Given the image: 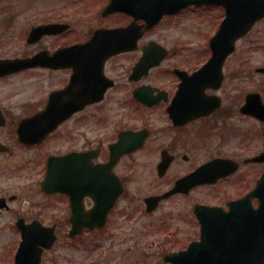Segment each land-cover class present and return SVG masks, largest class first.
<instances>
[{
  "label": "flooded vegetation",
  "instance_id": "obj_1",
  "mask_svg": "<svg viewBox=\"0 0 264 264\" xmlns=\"http://www.w3.org/2000/svg\"><path fill=\"white\" fill-rule=\"evenodd\" d=\"M13 1L0 0V176L9 177L0 184V216L10 213L17 248L23 230L54 234V244L41 254L42 264L57 246L98 232L85 229L69 238L71 196L88 213L99 205V198L100 206H107L119 185L120 193L106 215L107 226L125 198L128 182L157 187L138 208L149 219L147 232H163L166 236L160 242L180 246L172 251L200 239L202 225L195 216L199 206L229 211L233 202L242 201L237 205L241 212H264V184L258 183L264 160L253 161L264 152V131L257 133L260 140L250 155L225 152L228 139L239 132L238 125L227 123L228 117L237 115L264 129V111L255 115L244 108L247 94L258 91L227 98L224 72L218 86L185 87L184 81L212 55L210 37L198 46L187 22L202 21V13L212 9L219 11L221 21L222 6L188 4L148 27L149 19L172 0H16L18 12ZM29 10V25L19 31L17 19ZM262 23L264 17L237 42ZM117 29L122 31L119 39L129 41L132 48L107 57L102 66L91 51L61 52L91 40H114L116 35L105 39L96 34ZM25 59H32L30 66L5 65ZM89 96L93 101L84 99ZM204 166L191 184L187 178ZM51 169L61 177L65 192L42 189ZM149 197L161 199L148 206ZM177 198L189 203L191 233L164 232L173 221L171 213L153 220L164 204ZM56 201L60 209L53 213ZM126 206L130 208L129 203ZM202 220L206 229H212L222 217L204 215ZM249 220L228 221L238 228Z\"/></svg>",
  "mask_w": 264,
  "mask_h": 264
},
{
  "label": "rangeland",
  "instance_id": "obj_2",
  "mask_svg": "<svg viewBox=\"0 0 264 264\" xmlns=\"http://www.w3.org/2000/svg\"><path fill=\"white\" fill-rule=\"evenodd\" d=\"M13 2L15 3L14 11L18 12L21 6L16 0ZM30 18H32L31 10L20 15L15 24L19 31L28 27ZM201 18H203L202 21L196 19L187 22L188 31L195 34L198 46L205 37H211L215 33L219 25L220 13L212 9L203 12ZM19 41L20 48H22L24 42L21 39ZM262 66H264V23L260 24L257 29L255 28L245 40L237 42L235 52L226 63L223 72L227 98L237 97L240 99V96L242 97L247 92L258 91L264 100V75L254 72L255 68ZM227 123L238 125L239 132L232 134L228 139L225 152H240L244 156L255 152L260 140L256 135L264 129L258 123L237 115L228 117ZM7 180L9 177L6 179V177L0 176V184ZM156 188V186L128 182L125 198L118 204L114 215L103 231L84 234L72 245L57 246V250L54 249L50 254H47V257H44L42 264H167L162 260L163 255L176 246L175 250L180 246L174 242H160L166 236L163 232H147L145 228L149 219L144 218L140 212L141 208H138L139 205H142V199ZM181 199L177 198V200L167 202L153 215V220L158 222L162 219V215L171 213L170 217L173 221L164 232L173 233L175 230H185L191 233L187 227L191 224L189 203L185 200L181 201ZM127 203L130 204V208L126 206ZM59 209L58 202H53L52 212ZM10 216V213H3L0 216V264H13L17 248L16 234L12 229L13 223ZM176 223L182 224L183 226H180L182 229L174 225ZM157 226L161 229L162 223H158ZM152 241L159 244L153 245Z\"/></svg>",
  "mask_w": 264,
  "mask_h": 264
},
{
  "label": "water",
  "instance_id": "obj_3",
  "mask_svg": "<svg viewBox=\"0 0 264 264\" xmlns=\"http://www.w3.org/2000/svg\"><path fill=\"white\" fill-rule=\"evenodd\" d=\"M193 2L197 5L220 4L225 7V18L217 33L210 41L213 54L208 63L195 74L196 81L193 82L196 86H207L210 83L212 86H218L222 80L221 67L225 58L234 50L236 39L246 33L259 16L264 14L262 13L264 12V0H195ZM164 11L167 12L168 9H164ZM33 34L32 32L31 36ZM109 36L110 34L107 32L101 37L107 39ZM128 44L126 40L116 37L114 40L89 42L83 48L91 51L95 57H99L101 66L105 58L110 54L129 48ZM71 50H76V47H73ZM30 60H15L8 62V64L5 63V65L22 68L30 66ZM257 70L264 73V69ZM74 84L75 82H73ZM93 98L89 96L84 99L93 101ZM244 108L251 109L250 112L255 115H259V113L264 111V107L258 101L256 94L247 95ZM261 158H264V153L261 155ZM204 168L207 167L200 168L192 176L188 177L187 180L191 181L192 184L194 179L201 176ZM260 182L264 183V174H262ZM41 186L42 189L48 192H65L64 186L61 185V177L54 174L52 169L48 170V176ZM75 186L79 187V183ZM119 193L120 187L117 185L115 193L109 197L110 202L107 206H100L101 198H99V205L88 213L82 212L79 206V199L71 196L72 213L70 220L72 230L69 236L74 237L82 233L84 228H88L89 230L102 228L105 224L108 210ZM158 198H150L147 200V203L151 205ZM234 213L236 212L232 209L231 214ZM251 216L256 219V222L253 223L254 226L252 223H249L251 227L253 226L251 232H240L235 226H227L211 232L202 231L201 242L191 245L186 251L177 255H167L165 261H170L173 264H264V215L258 212H254L253 214L252 212ZM36 234L38 233L22 231L23 240L16 256V264H38L41 249L37 245L41 244L49 247L55 240L54 235L48 233L40 241H34Z\"/></svg>",
  "mask_w": 264,
  "mask_h": 264
}]
</instances>
